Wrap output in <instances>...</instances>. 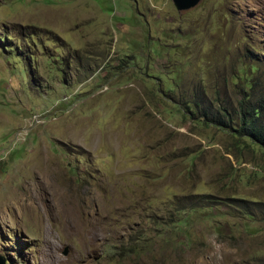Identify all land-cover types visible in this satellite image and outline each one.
<instances>
[{
  "label": "rangeland",
  "instance_id": "rangeland-1",
  "mask_svg": "<svg viewBox=\"0 0 264 264\" xmlns=\"http://www.w3.org/2000/svg\"><path fill=\"white\" fill-rule=\"evenodd\" d=\"M242 99L264 109V0H0L5 264H264Z\"/></svg>",
  "mask_w": 264,
  "mask_h": 264
},
{
  "label": "trees",
  "instance_id": "trees-1",
  "mask_svg": "<svg viewBox=\"0 0 264 264\" xmlns=\"http://www.w3.org/2000/svg\"><path fill=\"white\" fill-rule=\"evenodd\" d=\"M194 103L193 109L196 111H200V108L196 102ZM239 113L237 114V127L236 129L232 127V121L230 115L227 114V121L223 119H218V124L225 128H230L235 131L239 136H244L252 140L253 143L258 144L260 146H264V110L261 106H258L255 103H246L244 99L240 100L238 103ZM226 113V112H225ZM202 117L205 119L208 118V114L203 111ZM192 213L196 212L195 208H192ZM191 213V214H192ZM191 214L187 216V218L191 217ZM246 217H250L249 213H245ZM186 220V222H188ZM218 236H223L224 232L220 229L217 231Z\"/></svg>",
  "mask_w": 264,
  "mask_h": 264
},
{
  "label": "water",
  "instance_id": "water-1",
  "mask_svg": "<svg viewBox=\"0 0 264 264\" xmlns=\"http://www.w3.org/2000/svg\"><path fill=\"white\" fill-rule=\"evenodd\" d=\"M201 0H171L178 12H183L194 8ZM0 264H5L4 259L0 256Z\"/></svg>",
  "mask_w": 264,
  "mask_h": 264
},
{
  "label": "bare ground",
  "instance_id": "bare-ground-1",
  "mask_svg": "<svg viewBox=\"0 0 264 264\" xmlns=\"http://www.w3.org/2000/svg\"><path fill=\"white\" fill-rule=\"evenodd\" d=\"M73 203H74V202H73ZM74 211H75V210H74ZM69 212H70V211H69ZM71 212H73V211H71ZM71 212H70V213H71ZM65 214H66V213H65ZM62 216H63V215H62ZM65 217H66V216H65ZM77 217H78V216H77ZM68 218H69V217H68ZM73 218H74V217H73ZM64 220H65V219H64ZM77 222H79V221H77ZM74 223H75V222H74ZM79 225H80V224H79ZM64 227H65V226H64ZM76 232H77V231H76Z\"/></svg>",
  "mask_w": 264,
  "mask_h": 264
}]
</instances>
